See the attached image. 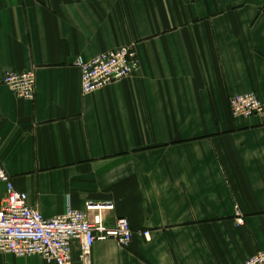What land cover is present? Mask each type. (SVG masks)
<instances>
[{"label":"crops","instance_id":"crops-1","mask_svg":"<svg viewBox=\"0 0 264 264\" xmlns=\"http://www.w3.org/2000/svg\"><path fill=\"white\" fill-rule=\"evenodd\" d=\"M126 46L138 71L84 95L77 61ZM9 73L35 74L34 100ZM250 93L264 106V0H0V167L45 219L113 205L105 224L134 233L127 248L96 242L89 262L75 242L73 264H242L264 251V115L230 107Z\"/></svg>","mask_w":264,"mask_h":264},{"label":"built area","instance_id":"built-area-1","mask_svg":"<svg viewBox=\"0 0 264 264\" xmlns=\"http://www.w3.org/2000/svg\"><path fill=\"white\" fill-rule=\"evenodd\" d=\"M81 72V91L89 95L130 78L140 68L132 46L121 47L85 62L77 61ZM19 98L34 100L36 77L34 73H9L4 78ZM235 119H249L264 115V106L254 93L237 96L230 100ZM0 182L6 192L0 208V253L19 258L39 256L54 264H73V244L79 242L87 262L96 242L115 240L121 247H129L133 230L127 219H120L115 226L105 224L102 211L113 210V205L86 204L85 211L69 207L65 214L45 219L30 206L28 196L18 191L10 177L0 167ZM93 212H98L92 217ZM146 239L150 233L142 234ZM242 264H264V251Z\"/></svg>","mask_w":264,"mask_h":264}]
</instances>
